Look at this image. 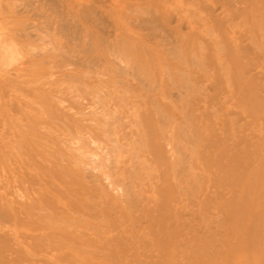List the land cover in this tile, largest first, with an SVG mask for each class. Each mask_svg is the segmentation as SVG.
I'll return each instance as SVG.
<instances>
[{
	"label": "rangeland",
	"instance_id": "1",
	"mask_svg": "<svg viewBox=\"0 0 264 264\" xmlns=\"http://www.w3.org/2000/svg\"><path fill=\"white\" fill-rule=\"evenodd\" d=\"M0 37V264H264V0H0Z\"/></svg>",
	"mask_w": 264,
	"mask_h": 264
},
{
	"label": "bare ground",
	"instance_id": "2",
	"mask_svg": "<svg viewBox=\"0 0 264 264\" xmlns=\"http://www.w3.org/2000/svg\"><path fill=\"white\" fill-rule=\"evenodd\" d=\"M122 13V12H121ZM123 14V13H122ZM1 38V37H0ZM46 53V52H45ZM92 97V96H91ZM70 109V108H69ZM136 112V111H135ZM120 116V115H119ZM136 116V115H135ZM140 119V118H139ZM138 124V123H137ZM136 127V126H135ZM141 132V131H140ZM107 138V137H106ZM133 139V138H132ZM139 140V139H138ZM90 148V147H89ZM93 152V151H92ZM146 172V171H145ZM154 172V171H153ZM152 174V173H151ZM140 176V175H139ZM123 186V185H122ZM127 186V185H126ZM113 188V187H112ZM126 189V188H125ZM128 193V192H127ZM126 197V196H125ZM135 197V196H134ZM124 200V199H123ZM205 202V201H204ZM125 203V202H124ZM141 211V210H140Z\"/></svg>",
	"mask_w": 264,
	"mask_h": 264
}]
</instances>
